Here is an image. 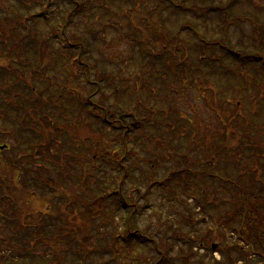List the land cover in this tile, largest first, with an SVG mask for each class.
Masks as SVG:
<instances>
[{
    "label": "trees",
    "instance_id": "16d2710c",
    "mask_svg": "<svg viewBox=\"0 0 264 264\" xmlns=\"http://www.w3.org/2000/svg\"><path fill=\"white\" fill-rule=\"evenodd\" d=\"M9 1L2 3L6 14L0 17V22L4 25V28L0 29V34L9 35L16 46L11 49L12 51L6 58L10 61V72L3 70L0 73V77L3 78V84L0 86V116L6 109L5 112L15 117L10 118L9 116L10 120L4 119L6 123L2 124L0 121V124L4 128L3 133L8 129H15L14 127L18 125L17 132L24 133L26 137L17 136L16 140L19 143L22 140V143L28 144L32 150L28 166L22 168L18 160L11 163L10 170L15 176L11 178V184L6 182V177L0 178V200L4 198L8 205H16L15 244L24 246V252L15 258L18 261L15 264H175L173 262L176 257L175 245L178 243L177 240L182 241L183 239L177 236L178 229L174 228L175 223L169 219L170 217L161 221V216L158 214L160 212L156 210L154 214L157 213L158 217L154 223L157 229L154 231L142 229L137 220L139 207H143L139 204V198L147 202L150 193L157 187L169 197V200H173L174 194L179 195V188L189 191L196 187L199 188L200 181L205 176L215 182L220 177L198 170L203 163H198V166L190 164L170 169L167 175L161 178L155 171L152 172L153 168L150 166L149 171L140 177L136 175L137 163L130 161V158L137 154L136 150L131 147L132 140L138 130L143 128L150 127L157 131L161 129L159 124H154L151 119L155 117V111L165 110L168 106L171 109L169 97L163 96L162 93L164 90H167L169 94L172 92V86L175 85L170 78L181 79L184 68L187 69L186 82L193 79L192 83L196 85L195 81L200 80L198 86H203L204 92L208 89L207 86H211L210 73H215L216 76L219 74V81L224 76L222 80L227 79L228 81V78L236 75V72L232 70V64L225 62L224 56H229L233 62L242 67L251 66L253 72L256 74L260 72L264 76V36L262 32H258L259 37L263 39L256 41L257 51L246 55L228 45L227 28L224 29L223 38L212 42L207 40L196 27L193 25L191 27L190 23H186L188 20L183 18L184 21L177 25L175 36L187 30L211 52L214 53L218 49L222 51L221 56L199 57L200 63L205 64L203 71L201 66L193 60L188 62L180 60L178 58L181 56L178 54L179 49H175L173 45L170 47L173 51L167 50L172 43V38H169L165 31L153 28L152 25H155L153 20L151 21L145 13L141 12L145 15V20L142 19L141 24L142 21H147L148 25L153 28L152 34L158 37L157 40L160 39L164 46L162 51L150 49L146 45L143 46L144 49L139 48V75L147 76L151 80L150 89L146 94L144 83L139 88L134 86V89L125 90L122 79L117 74H110L106 70L97 68V62H92L88 56L91 44L89 40L94 39L87 37L89 29L85 31V34L82 31L78 32L72 20L85 11L92 12L94 7L92 0H15L18 5H15L16 8H11L13 11L6 8ZM53 1H61L67 6V10L59 20H55V23L52 22L51 17L47 16L48 8ZM187 1L161 0V3L167 11L173 9L177 15L199 14L197 11L199 6L187 5ZM126 2L132 3L135 9H141L146 1L126 0ZM37 3L40 4V10L31 12L32 5ZM236 5L237 0H226L220 2V5L209 6V12L220 14L222 18L223 13L230 11ZM122 6L124 5L120 6L122 10L120 16L129 20V26L135 33L138 30L136 19H133L130 12ZM22 8L26 12L21 11ZM101 8L112 11L111 7L108 8L102 3ZM11 16L13 20L10 23L8 18ZM37 20L45 21V24L49 26V31L44 33L37 30ZM10 24L13 28L12 33L7 30V25ZM109 26L111 27L110 23ZM117 28L115 26L114 29ZM27 30L34 33L31 39ZM168 40L171 41L167 43ZM29 43H33L32 46H29ZM20 47L23 51L19 50ZM47 48L63 61L64 79L55 72H51L50 66H46L47 70L42 69L43 65H40V61L44 58V53H47ZM17 50L20 53L15 62L13 58ZM29 51L34 55L32 62L26 57ZM47 55L49 59L51 55L49 53ZM155 61L160 65L157 70ZM19 66L26 68L24 74L20 73ZM27 71H31V74ZM198 71L200 73L203 71L204 74L197 77ZM46 72L55 74L54 78L46 79ZM142 78L139 76L138 82ZM201 80H203L202 83ZM212 86L215 87V85ZM54 88L57 89L50 90ZM66 89L69 95L63 97L68 101L72 100L78 108L75 114L72 111L70 121H64L60 114L61 94H64ZM147 99L150 102L159 101L161 108L158 109L154 104L147 107L145 104ZM141 106L146 108L143 113L140 112ZM240 106L241 102L236 101V107L240 108ZM8 109L11 112H8ZM79 111H83L81 118L90 122L93 131L84 130L81 126L84 122L81 125L78 124L77 121L81 116L78 114ZM146 112L147 115H145ZM174 113L179 114V110H175ZM217 114L222 116L221 109L217 110ZM231 127L236 131L226 133L227 141L218 145L219 153L228 147V152L222 159L231 165L239 166V162L232 159L231 154L237 152V146H240L239 139L244 136L239 133V126L235 127L231 123ZM249 130L252 132L253 129L249 128ZM63 136L65 142L62 143L64 149L60 150L61 155L51 161L45 159L43 152L52 153L53 143ZM246 136H249V133ZM161 139L164 140L162 137ZM240 149L244 152L246 147L240 146ZM66 157L68 169L63 163ZM215 158L222 162L217 156ZM43 159H45L44 164L39 165ZM1 163L4 165V162ZM2 167L4 166L0 165V169ZM243 168H238V177L248 174L247 171L244 174L241 173ZM24 175L25 177H22ZM193 179L196 183L195 188L190 187L193 186L190 185ZM238 179L234 181L229 177L224 179L230 190L237 191V195L229 203V211L225 217L231 221L234 216H239L240 239L251 243L258 256H264V199L262 198L264 195L260 193L261 195L252 198L253 189L259 188L260 185L251 186L252 179L249 184H247L248 181L245 184L238 183ZM142 185L143 188H141ZM128 187L132 191H128ZM42 201L46 204H42ZM24 202L32 203L31 206L40 204L37 207L38 211L35 207L26 211ZM144 205V209L149 207L148 203ZM34 210L40 213L41 217L43 215L42 219L37 222L28 221ZM29 211L30 216H28ZM121 212L124 214L121 215ZM118 214L122 217L117 223L115 221L118 219ZM108 225H111L112 232L109 231L110 228L107 229ZM245 226L248 228L247 232ZM199 230L200 225L192 228V232L195 233ZM37 237L42 242L40 245L44 244V248L50 247V253L45 251L43 255L38 250ZM194 240L197 244L204 245V238L196 236ZM55 241L61 242L59 248L53 245ZM185 242L188 241L185 240ZM187 244L184 243V245ZM244 249L238 243L232 247L222 248L221 253L224 260L217 261V264H237L241 259L250 263L249 254ZM1 251L2 249H0V259L3 256ZM200 261L199 264H201ZM0 264L7 263L0 262Z\"/></svg>",
    "mask_w": 264,
    "mask_h": 264
},
{
    "label": "rangeland",
    "instance_id": "374dc122",
    "mask_svg": "<svg viewBox=\"0 0 264 264\" xmlns=\"http://www.w3.org/2000/svg\"><path fill=\"white\" fill-rule=\"evenodd\" d=\"M145 1L141 9H135L132 3H127L126 0H92L94 6L92 9L93 11H85L75 16L72 20L77 26L76 29L78 32L82 31L85 34V31L89 29L87 37L94 39L89 40L91 44L89 45L90 52L88 56L91 61L97 62V68L106 70L107 73L110 74H117L122 79V85L125 90L129 88L134 89V86L139 88L142 83L145 85L144 93L150 89L151 80L147 76L139 75V48L144 49L143 46L146 45L150 49L154 48L156 51H162L164 47L162 41L160 39L157 40L158 37L156 38L152 34L153 28L155 27L156 30L165 31L166 35L172 38V43L168 46L167 50L173 51V49L170 48L173 45L172 47L179 49L178 54L181 56H178V58L180 60L185 62L193 60L197 65L201 66L203 71L205 64L203 65L200 63L199 57L204 55L208 57L212 55L221 56L222 51L218 49L214 53L211 52L203 47L198 39L187 30L182 31L181 35L175 36L177 25L184 21L183 18L188 20H185L187 21L186 23H190V26L193 25L196 27L207 40L212 42L223 38L224 29L227 28L226 35L227 40H229L227 42L228 45L246 55H250L257 51L256 41L263 39L259 37L258 32H262L264 36V0H237V5L230 11L227 10L223 13L222 18L220 14L216 15L209 11L211 6L220 5V2H225L226 0H188L186 2L187 5L199 6L197 7L199 14L193 15L189 13L177 15L173 9H168L169 11H167L163 3H161V0ZM175 1L178 2L181 0ZM0 2V17L2 18V16L6 14L2 8V6H4L2 3H5L6 0H0ZM101 3L105 4L108 8L111 7L112 11L109 12L102 9ZM15 5H18V3L15 0H10L6 8L10 11L12 10L11 8H16ZM121 5H124L122 7L130 12L133 19H136L138 30L135 33L129 26V20L120 16L122 13L120 9ZM32 6L33 7L30 9L31 12H38L40 10L39 3L33 4ZM205 8H207V10ZM66 10L67 6L63 2L53 1L52 5L48 8L47 16L51 17L52 22L54 21L53 23H55V20H59ZM21 11L26 12L24 8H22ZM141 12L145 13L151 21L153 20L155 24L152 25L153 28L148 25L147 21H142L141 24V20H145V15H142ZM8 19L10 23L13 20L12 16ZM5 21L7 22V20ZM37 21V30L44 33L49 31V26L45 24V21ZM115 26L118 28L114 29ZM3 28L4 25L0 22V29ZM24 28L26 29L25 26ZM7 30L12 33L13 28L11 24L7 25ZM28 34L30 39L31 35H34V33L29 31ZM145 38H148V40H145ZM149 40H153V42H149ZM170 41L171 40H168L167 43ZM29 44V46H32L31 44L33 43ZM14 46H16V44L13 42V38H10L9 35L0 34V73L3 70L10 72V61L6 58ZM44 46L48 47L46 44H44ZM19 50L23 51L22 47H20ZM19 50L15 52L14 61L20 53ZM47 50V53H44V58L40 61V65H43L42 69H45L46 66H50L52 69L51 72H55L64 79V71L62 69L63 61L60 60L56 54H53L49 48H47ZM48 53L51 55L49 59ZM26 57L28 60L30 59L31 62L34 59V55L30 51ZM224 59L225 62L232 64V70L236 72L237 76L234 74V76L228 78V81L227 79L222 80L225 78L224 76L219 81V74L216 76L215 73H210L211 76L209 77V81L211 86H207L208 89L204 92V87L198 86L200 80L195 81L194 79L196 85L192 83L193 79L186 82L185 75L187 74V69L184 68V72L181 73V79L178 77L170 78L175 85L172 86V92L169 94L167 90H164L162 93L163 96L167 95V97H169L171 109H169L168 106L165 110H161L159 101L150 102L147 99V103H145L147 107L154 104L160 109L159 111H155L156 115L151 120L154 124H159L161 129L157 131L150 127H146L138 130L137 135L134 136L131 147L136 150L137 154L130 158V161L131 163L134 161L137 163L136 175L142 177V174L149 171L151 166L153 168L152 172L155 171L157 176L161 178L167 175L170 169L190 164H196L198 166V163H203L198 170L203 172L206 171L209 175L215 174L224 179L229 177L232 181L239 178L237 182H241L242 184H245L247 181V184H249L251 182L250 179H252L253 182L257 181V186L260 185V187L253 189L254 194L262 193L264 195V76L261 75L260 72H258V74L253 72L251 66H240L233 62L229 56H224ZM49 63L50 65H48ZM154 63L157 70L160 65L156 61ZM18 69L21 74H24L26 71V68L23 66H19ZM203 71L201 73L198 71L196 76L200 77L201 74H204ZM27 72L31 74V71ZM45 75L46 79L52 80L55 74L46 72ZM139 76L143 78L138 82ZM202 81L203 80H201V83ZM184 82H186V84ZM2 84L3 78L0 77V86ZM43 85L44 84H42V86ZM176 85L181 86L178 87ZM212 85H215V87ZM56 89L57 88L50 90L53 91ZM106 92H108V90H106ZM235 92L236 95H234ZM68 93V89H66L65 93L61 94L60 114L64 121H70L72 118V111L74 114L78 111V108L72 100L68 101L64 98L69 95ZM98 98L99 95L97 99ZM236 101L241 102L240 108L236 107ZM108 104L111 103L108 102ZM218 105L221 106L218 107ZM145 109L141 106L140 112H145ZM218 109H221L222 116L217 114ZM175 110H179V114L174 113ZM5 111H2L0 116L2 124L6 123L4 119L10 120L9 116L10 118L15 117V115ZM8 112H11V110L8 109ZM82 112L83 111H79L78 114ZM145 115H147V112ZM81 117H83L82 114L77 121L78 124L81 125V123L84 122V124L81 125L84 130L91 129L93 131L90 122L83 120ZM231 123L235 127L239 126L238 131L244 136L242 138L240 137L239 142L242 148L246 147L245 151L243 152L240 146H237V152L231 154V158L234 160L236 159L239 162V166L231 165V163L222 159L224 158V154L228 152V147L221 150L219 153L220 147L218 145L225 143L223 142L225 140L227 141L228 137L226 133L236 131L235 128L231 127ZM9 125L10 124H8V126ZM148 126H150V124H148ZM14 128L15 129H8L3 133L4 128L0 124V144H8L10 148V150L0 149V162H4V165L3 163L0 164L4 166L0 169V178L6 177V182L9 184H11V178L14 176V172L11 173L10 170L11 163L18 160L22 168L28 166L29 160L31 159L30 153L32 152L28 144L22 143V140L20 143L16 140L17 136L26 137V135L20 131L17 132L18 125ZM249 128L253 129L252 132H249ZM248 133L249 136H246ZM161 137L164 140H162ZM59 141L57 140L53 143L52 153L49 151L43 152V157H46L45 159L51 161L52 159H57V157L61 155L60 150L64 149L62 143L65 142V137L59 138ZM215 156L220 158L222 162L218 161ZM45 159H43V162L41 161L39 165L44 164ZM209 161H211V163ZM63 163L65 168L68 169L67 157L64 159ZM238 168H243L241 169L242 174L246 173V171L248 174L238 177ZM103 170L107 171L104 168ZM113 173H115V171H113ZM22 177H25V175ZM94 181L95 179L93 182ZM21 183H23V181ZM143 183L145 184V181H143ZM175 183L176 182H174V184ZM227 185L228 184H223L218 180L215 182L210 177L205 176L201 179L199 188L196 187V189H190L189 191L179 188V195L174 194L175 197H173V200H169V197L165 196L159 188L155 187L152 193H150L147 202L139 198V204L143 206L139 207L140 211L137 215L140 227L144 230H156L157 227L154 222L157 220L158 215L157 213L154 214V212L157 210L160 212L158 214L161 216V221H164L166 217H170L169 219L175 223L174 228L178 229L177 236L183 238L182 240L188 241V244L184 245V241L177 240L176 236L178 243H176L174 251L176 257L173 262H175V264H199V260H201V264H217L219 259L223 260V255L220 252L222 247L239 241L237 233L234 231L235 229H233L234 227L239 228L241 225L239 216H234L231 221L225 217L229 211L230 201L237 195V191L235 189L230 190ZM193 186L190 187L195 188ZM143 187L142 185L141 188ZM14 189L16 190L17 188ZM129 190H131V188L128 187V191ZM8 194L10 195L9 192ZM134 196L137 197L136 195ZM128 197L130 196L128 195ZM262 198L264 199V197ZM4 200V198L0 200V249L4 251H1L3 256L0 262L15 264L18 262L15 258L24 252V246L15 244L17 234V228L14 224L16 220V205L10 206ZM42 202V204H46L44 201ZM144 203H148L149 207L144 209ZM23 204H25L24 209L26 211H28L29 208L31 209V207H35L38 211L37 207L40 205L31 206L32 203H28V205L26 202ZM29 213L31 212L29 211L28 214ZM122 214L124 213L121 212V215ZM121 215L118 214V219H116L115 222H119L122 217ZM185 215L189 217L187 218ZM28 216H30V214ZM42 217L40 213L34 210V213L28 221L37 222V220L39 221ZM197 220L201 221L200 230L195 233L192 232V228L193 226H197ZM110 226L111 225H108L107 229H109ZM115 226L117 225L115 224ZM182 230L185 232L183 233ZM245 230L246 232L248 231L247 226H245ZM109 231H113L112 227ZM189 236L204 238L205 247L200 250L198 248L199 244H197V242L192 243L189 240ZM10 238L11 240H9ZM41 243L42 242L37 237L36 246L38 250L41 251L43 255L45 251L46 253H50V247L47 246L44 248V244L40 245ZM239 243L246 246V252L249 254V260H251L252 257L250 258V254L252 255V245H244L242 242ZM53 245L56 246L55 248H59L61 242L55 241ZM213 246H215V249H213ZM237 264H251V262L246 263V260L242 259V263L239 261Z\"/></svg>",
    "mask_w": 264,
    "mask_h": 264
}]
</instances>
